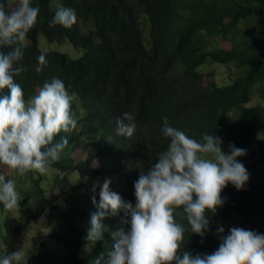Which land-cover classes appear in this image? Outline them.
<instances>
[{
	"label": "trees",
	"instance_id": "obj_1",
	"mask_svg": "<svg viewBox=\"0 0 264 264\" xmlns=\"http://www.w3.org/2000/svg\"><path fill=\"white\" fill-rule=\"evenodd\" d=\"M58 4L76 12L77 23L70 29L49 26ZM32 5L40 9L29 33L32 40L44 33L51 42H71L83 54L78 59L59 51L45 54L43 71L32 70L25 76L29 90L56 77L96 112L78 113L82 107L72 102L79 129L62 132L56 140L66 136L70 146L86 141L90 147L84 161H68L61 187L70 185L69 176L76 171L83 177L118 178L125 184L118 194L134 204L139 172L158 162V154L168 146L161 133L162 118L167 116L170 126L194 139L199 140L202 133L220 137L225 152L230 144L246 149L247 154L238 160L250 177L240 191L228 184L221 194L223 207L215 214L207 213L209 231L203 237L186 231L182 251L192 255L216 251L220 238L213 226L234 216L250 224L247 230L264 234V139L254 145L264 136V104L247 106L255 88L264 103V0H32ZM88 24L92 28L83 33L82 26ZM260 26L261 35L257 33ZM215 37L230 41L231 49L214 47ZM208 62L232 64L238 75L229 85L213 81L205 86L199 68ZM125 111L135 115L137 130L132 138L115 131L116 120ZM62 193L68 209L52 208L59 212L55 240L65 246V254L60 256L41 243L37 253L29 252V264H94L111 249V233L128 227L123 209L116 215L109 212L102 221L103 239L89 244L85 237L99 192ZM31 196L39 208L49 203L41 192L32 190ZM178 220L188 227L186 220ZM4 225L9 232L7 245L12 247L16 244L12 228L21 234L24 223L14 219ZM86 245L89 252L82 255Z\"/></svg>",
	"mask_w": 264,
	"mask_h": 264
},
{
	"label": "clouds",
	"instance_id": "obj_2",
	"mask_svg": "<svg viewBox=\"0 0 264 264\" xmlns=\"http://www.w3.org/2000/svg\"><path fill=\"white\" fill-rule=\"evenodd\" d=\"M39 12L32 0L0 3V166L15 170L21 177L28 176L27 179L23 177L25 182L20 186L15 184V178L0 174V235L3 238L0 264L30 263L29 256L27 263L22 262L24 249H16L20 236L26 232L25 218L34 222L48 211L55 227L52 225L47 232L53 229L50 237L55 240L59 212L52 206L61 208L58 202L62 198L66 207L61 209H68L64 190L99 192L98 205L95 195L92 197L97 211L91 214L85 237L89 244L103 239L102 221L109 212L116 215L123 209L126 213L127 229L111 233V249L106 255L101 253L94 264H264V234L240 227H231L225 235L224 228L218 226L220 244L211 254L192 255L187 250L182 251L186 231L201 237L209 231L211 221L207 213L215 214L223 207L225 200L221 194L228 184L240 191L250 178L246 167L238 160L247 154L246 149L230 144L225 152L223 140L214 134L202 133L199 140L194 139L170 126L168 117L164 116L161 133L168 139V146L158 154V162L147 171L139 172L134 181V204L125 202L118 194L125 188L124 181L118 178L114 179L124 187L111 189L113 177H83L76 171L70 174L68 187L59 185L67 172L68 161L73 160L75 164L84 161L89 150L84 160H77L73 152L86 141L75 147L70 146L66 136L56 140L62 132L75 130L77 133L79 129L80 118L72 112V102L82 107L78 113L96 112L86 102L79 101L77 94L70 93L63 80L56 77L29 90L25 76L32 70L43 71L47 66L45 54L65 53L62 47L72 45L69 41L51 42L44 33L32 40L29 33L36 25ZM76 23L75 10L58 4L49 26L70 29ZM81 29L83 33L89 31L84 30V25ZM42 38L49 44L43 43ZM136 130L132 112L125 111L117 118L115 131L118 136L132 138ZM73 176L78 179L72 180ZM32 190L44 194L49 203L39 208L31 196ZM19 208V215L9 216L6 212ZM178 217L187 221V228ZM14 219L21 220L25 227L21 234L16 232V227L12 228L16 244L10 247L7 245L9 232L4 223ZM36 243V249L31 250L35 253L41 243L49 248L39 238ZM54 243L64 252L59 254L49 249L63 256L65 246L56 240Z\"/></svg>",
	"mask_w": 264,
	"mask_h": 264
},
{
	"label": "rangeland",
	"instance_id": "obj_3",
	"mask_svg": "<svg viewBox=\"0 0 264 264\" xmlns=\"http://www.w3.org/2000/svg\"><path fill=\"white\" fill-rule=\"evenodd\" d=\"M89 27H91L90 24L84 26V30L88 31ZM243 28H245V26H243ZM257 33L259 35L263 34V27L261 26L258 27ZM144 35H145V38L149 37V32L147 29H145ZM42 42L49 44V42L44 38H42ZM212 42L214 43V47L216 48H221L225 50L231 49V42L225 41L221 37L213 38ZM41 48H44V47L41 46ZM62 51L69 54L74 59L80 58L83 54L81 50L75 49L71 44L63 46ZM199 71L203 73V83L205 86L209 85L213 81H215L217 84L221 86L228 85L232 83L233 80L238 75V71L234 65L218 64V63H213V62H208L205 65L201 66L199 68ZM263 87H264V84H263ZM263 104L264 103H263L262 98L260 97L258 88H255L252 100L247 104V106L248 107H260ZM262 139H264V136L257 138L254 145H257ZM88 148H89L88 143L85 142L81 147L75 149V151L73 152V156L77 160H84L86 158ZM0 174H4L7 178H11V179L15 178V182H16L15 184L20 185V186H23L25 179L28 178L27 174H25V176H23L25 179L23 180V177L18 175L15 170L7 169L4 166H0ZM76 179H78V177L73 176L72 180H76ZM110 186H111L110 187L111 189H116V188L122 189L124 187V184L112 178ZM58 205L61 208L66 207V203L64 199L61 198L58 202ZM6 212L9 216H15V215L20 214L21 209L19 208L18 210H13V211L6 210ZM52 219L53 217L52 215H49L48 211L34 222L32 221L28 222L27 218L24 219L26 223V232H24L20 236L19 242L16 245V249L20 247L24 249L25 259L22 262H26V263L28 262L29 252L31 250L36 249L37 243L35 244V240L37 238H39V240H43L49 246V248L52 249L53 251H56L59 254H62L64 252V249L57 246L54 243L55 240L52 237H50V234L53 233V229H51L49 233L47 232V230H49L52 225L53 227H55V221H53V224H52V221H51ZM218 226H222L225 230L224 234L227 235L231 227H240V228H244L247 230V228L250 227V224L245 222L240 216H234L232 219L221 221L213 226L214 234L216 235V237L220 238L217 235ZM1 230L3 231V227L1 228ZM51 240H53L54 242H51ZM2 242H3V238H1V235H0V243ZM85 247L86 248H84V252H82L83 255L89 252V248H88L89 245H86Z\"/></svg>",
	"mask_w": 264,
	"mask_h": 264
}]
</instances>
